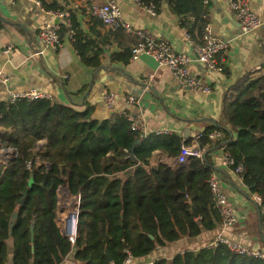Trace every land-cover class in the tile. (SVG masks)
Returning a JSON list of instances; mask_svg holds the SVG:
<instances>
[{"label":"trees","instance_id":"trees-1","mask_svg":"<svg viewBox=\"0 0 264 264\" xmlns=\"http://www.w3.org/2000/svg\"><path fill=\"white\" fill-rule=\"evenodd\" d=\"M38 1L52 12L64 11L68 2ZM138 1L152 4L155 11L167 1L191 41L199 42L209 24L205 0ZM93 20L95 27L103 24L97 16ZM69 30L81 61L99 68L101 42L82 33L72 12L59 22L61 42ZM129 56L130 50L113 53L111 58L127 62ZM222 118L225 121L201 131L198 145L205 147L203 158L190 157L181 168L172 170L151 165L150 159L156 150L177 156L182 137L176 132L143 137L130 129L120 113L100 120L93 117L91 105L79 109L49 97L0 101V148L16 151L12 159L0 164V264H60L69 254L80 264H122L128 253L142 258L159 245L215 230L221 212L208 183L215 170L210 154L224 141L220 148L233 159L231 169L242 165L238 174L264 206V66L232 86L223 100ZM215 129L223 134L216 142L209 137ZM230 129L236 130L235 136ZM40 140H45L44 145H37ZM138 140L132 158L131 147ZM65 182L70 193L79 196L74 243L56 224L57 189ZM153 264H264V259L217 244L185 249Z\"/></svg>","mask_w":264,"mask_h":264},{"label":"crops","instance_id":"crops-1","mask_svg":"<svg viewBox=\"0 0 264 264\" xmlns=\"http://www.w3.org/2000/svg\"><path fill=\"white\" fill-rule=\"evenodd\" d=\"M117 1L122 19L131 30L122 25L116 28L104 24L93 25L95 16L91 9L104 0H68L65 6L66 11L75 14L82 33L101 42V66L94 68L81 61L69 35L57 49L43 48L37 33L45 23L55 21L57 17L53 12L45 10L36 0H0V68L9 77L8 87L13 91L41 90L53 101L79 109L91 105L93 117L100 120L126 110L145 120V135L176 132L183 140L184 128H188L187 142L198 144L195 138L205 127L225 121L222 118V104L232 86L245 76L263 70L264 24L250 32H242L239 26L229 28L223 22L224 11L230 12L227 0H205L209 3V30L229 42L224 70L211 71L197 60L193 42L181 26L180 17L171 11L167 1L154 15L138 0ZM248 2L250 8L264 18V0ZM63 20L64 17L59 18V22ZM137 29H148L155 37L167 41L175 51L186 53L191 59V73L209 84L210 91L202 92L181 85L167 67L149 55H140L137 59H130L129 56L127 62L113 60V53L122 54L137 41L134 31ZM7 46L12 48L4 52ZM40 50L42 53H38ZM107 92L115 93V103L111 108L105 103ZM6 96L5 87L0 85V101L5 100ZM129 96L137 100L128 102ZM230 130L235 136L236 130ZM44 143L45 140H40L37 145ZM14 151L11 147L0 148V164L12 159L16 154ZM224 151V148H217L210 158L215 168L213 174L218 177L220 188L235 212V223L224 229L219 225L215 230H203L198 236H184L164 246L159 245L150 254L135 257L134 261L151 263L159 258H171L185 249L206 246L222 232L249 249L264 252V215L258 212V208H262L241 176L221 163ZM150 162L151 165L162 164L172 170L184 165L177 164L176 156L163 155L157 150L153 152ZM57 194L56 224L62 230L70 210L76 206L73 205L74 200L76 204L79 203V196L70 193L67 182L59 186ZM9 245L12 246L11 239ZM73 261L69 254L60 264H71Z\"/></svg>","mask_w":264,"mask_h":264},{"label":"built area","instance_id":"built-area-1","mask_svg":"<svg viewBox=\"0 0 264 264\" xmlns=\"http://www.w3.org/2000/svg\"><path fill=\"white\" fill-rule=\"evenodd\" d=\"M36 1L41 4L40 1ZM227 3L229 5L231 14L239 23V27L242 32L253 31L264 24V18H262L259 13L250 8L248 0H227ZM143 6H145L150 14H156L152 4ZM53 13L57 18L64 17L67 19L69 16V12L66 10L56 11ZM92 13L100 18L104 25H107L111 28H116L119 25H122L127 29H130L129 25L122 19V12L117 0H104L102 4L93 5ZM67 23L69 24L68 20ZM58 30L59 22L55 21L47 22L39 29L37 38L42 44L43 48L57 49L60 46L61 41ZM134 31L138 38L137 41L130 47V59H137L140 55H149L157 63L167 67L181 85L202 92L210 91L209 84L203 82L199 77L191 73L189 69L191 59L186 53L175 51L167 41L155 37L148 29H137ZM68 34L69 38L71 39L73 31L69 30ZM187 37H189L188 34ZM191 42H193V48L196 52V58L198 61L205 64L206 67L211 71L221 72L224 70L226 63L225 52L228 48L229 42L226 39L213 34L209 30V24H207L205 27L200 41ZM11 48V46H7L4 49V52L10 51ZM38 53H42V51L40 50ZM8 82L9 77L7 73H5L4 70L0 68V85L5 87L7 91L5 100L10 103L24 98L36 99L49 97V95L46 93L34 88L22 91H13L8 87ZM104 97L107 107L111 108L115 103V93L107 92ZM136 100L137 99L134 96H129L128 98V102L131 103L135 102ZM120 114L127 118L130 123L131 130L138 132L143 137L145 136L146 122L142 117L134 116L126 110H122ZM200 136L201 132L196 136L195 140L197 141ZM209 137L216 142L223 137V134L220 130L215 129L210 132ZM204 150L205 147H200L198 144L194 143H188L185 138L182 140L179 153L176 156V162L177 164L183 165L187 163L190 157L202 159ZM221 163L229 168H231L234 163L233 159L229 156L226 150L221 155ZM241 169L242 165L238 164L235 169L232 170L236 173H239ZM208 183L213 195V200L221 212L220 225L223 229L232 226L236 221V215L233 209L229 206L225 193L220 188L218 177L215 174H212L208 180ZM253 198L255 199L258 206H261L260 196L254 193ZM78 205L79 203L70 210V215L66 217L65 224L61 230L63 236L68 238L71 243H74V240L77 236V231L75 230L77 219L75 216L77 213H79ZM261 208V212L264 215V206H261ZM72 214H75V216H72ZM69 218L71 219V224L69 223ZM217 244H224L231 252L240 255L264 259V252L249 249L239 242L232 240L223 232L217 234L206 246L215 247ZM134 260L135 257L128 253L122 264H153L154 262L139 263ZM71 264L80 263L73 261Z\"/></svg>","mask_w":264,"mask_h":264},{"label":"water","instance_id":"water-1","mask_svg":"<svg viewBox=\"0 0 264 264\" xmlns=\"http://www.w3.org/2000/svg\"><path fill=\"white\" fill-rule=\"evenodd\" d=\"M55 22H59V18H56V19H55ZM223 22H224V23L227 25V27H229V28H231V27H233V26H239V23H238L237 21H235V20L232 18L231 13H230L229 11H224ZM199 120H200V119H199ZM208 120H209V119H208ZM188 136H189V129H188V128H184L183 137H184V138H187ZM139 141H140V140L136 141V142L132 145V147H131V157H132V158H134V155H133V147H134V145H135L136 143H138ZM225 143H226V141L220 143L219 145L216 146V148H220L221 145H223V144H225ZM14 150H15V149H14ZM14 152H15V151H14ZM79 206H80V205H78V209H79ZM192 209H193V213L196 215V212H195L193 206H192ZM258 212H259V214H261V210H260V208H258ZM78 214H79V213H77L76 216H75V214H72V216H75L76 219H77V223H76V226H75V230H76V231H77V229H78ZM15 216H16V213L13 214V218H15ZM69 219H70V218H69ZM69 223L71 224V219L69 220ZM12 224H13V221H11L10 226H12ZM33 230H34V220H32V221H31V224H30V233H31L30 241H31V249H32V251H33V238H34V237H33ZM61 232H62V231H61ZM105 253H106L107 257H108V260L111 261L112 258H111V256L109 255L108 251H106Z\"/></svg>","mask_w":264,"mask_h":264},{"label":"rangeland","instance_id":"rangeland-1","mask_svg":"<svg viewBox=\"0 0 264 264\" xmlns=\"http://www.w3.org/2000/svg\"><path fill=\"white\" fill-rule=\"evenodd\" d=\"M67 201H70V200L67 199ZM70 204H71V203H70ZM77 204H78V203H77ZM77 204H76V202H75V200H74L73 205H77ZM71 205H72V204H71Z\"/></svg>","mask_w":264,"mask_h":264}]
</instances>
